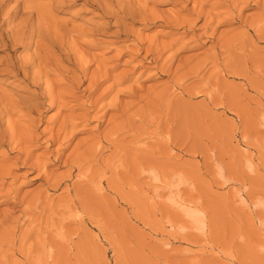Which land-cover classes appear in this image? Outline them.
Returning <instances> with one entry per match:
<instances>
[{"label": "rangeland", "instance_id": "obj_1", "mask_svg": "<svg viewBox=\"0 0 264 264\" xmlns=\"http://www.w3.org/2000/svg\"><path fill=\"white\" fill-rule=\"evenodd\" d=\"M29 1V72L0 10V264H264V0Z\"/></svg>", "mask_w": 264, "mask_h": 264}, {"label": "bare ground", "instance_id": "obj_2", "mask_svg": "<svg viewBox=\"0 0 264 264\" xmlns=\"http://www.w3.org/2000/svg\"><path fill=\"white\" fill-rule=\"evenodd\" d=\"M7 0H0V10H1V8H2V5H4L5 4V2H6ZM11 1V0H10ZM16 2V8L13 10V16L16 14V12H18L19 10H20V8H21V10H22V18H20L21 20L19 21V23H17V25H15V29H14V31H12L11 33V35L10 36H7L6 38H4L3 40H1L2 42H7V43H10V42H18V43H23L24 44V41H27V43L28 44H31V45H34V52H33V54H32V56H31V58H30V62H29V64H28V67H27V70H28V72H29V70H31L33 67H36V66H38L39 64H40V66L43 64V62H42V64L40 63L41 61H45V60H47L49 57H48V55H50V53L48 52V55H43V53L40 51V47H41V45L39 44V41L41 42L42 40H44L45 39V34H42V31L43 32H45L46 30H47V28H49V27H44V28H46V30L44 29V28H41V26L43 25V26H47L46 24H45V22H47L48 21V19H47V21H44V19H45V17L46 16H44V15H42L43 16V18H41L42 16H39V14L42 12V11H45V8H44V10H42L41 12L40 11H38L39 9H37L36 7H38V5L36 6L35 5V7H34V5L33 4H31L33 7H31V5H28L26 2L28 1V0H15ZM33 1V0H32ZM29 2H31V0L29 1ZM34 2H35V0H34ZM37 2V1H36ZM33 3V2H32ZM37 4V3H36ZM29 7H31V8H33V10H37L39 13H38V15L36 14V20H37V23L36 24H34V22H36V20L34 21V15L35 14H33L32 12H34V11H32V9L31 8H29ZM43 7V6H42ZM46 7V6H45ZM12 9V8H11ZM40 9H41V6H40ZM48 9H51V8H48ZM35 10V11H36ZM3 11V10H2ZM10 11V10H9ZM47 12V11H46ZM49 12V11H48ZM43 13V12H42ZM46 14V13H45ZM48 14V13H47ZM11 15V16H12ZM17 15V14H16ZM15 15V16H16ZM50 15V14H49ZM52 17V16H51ZM43 20V21H42ZM52 20V19H51ZM41 23H42V25H41ZM44 23V24H43ZM51 25H52V23H51ZM42 26V27H43ZM48 26H49V24H48ZM51 27H54V26H51ZM43 29V30H42ZM45 30V31H44ZM49 30V29H48ZM47 32V31H46ZM48 33V32H47ZM51 33V30H50V32H49V34ZM49 34L47 35L46 34V39H47V36L48 37H51V35L49 36ZM54 35H55V31H54V33H53ZM57 34V33H56ZM43 35H44V38H43ZM60 37V36H59ZM50 39H52V37L50 38ZM0 41V42H1ZM45 41H47V40H45ZM42 42H44V41H42ZM17 43V44H18ZM20 43V44H21ZM26 43V42H25ZM51 43H52V41H51ZM28 44H26V45H28ZM46 44V42L45 43H43V45L42 46H44ZM54 44H55V42H54ZM5 45H6V43H5ZM47 45V44H46ZM45 45V46H46ZM49 45V44H48ZM44 46V47H45ZM53 46V45H52ZM1 47V46H0ZM18 47V46H17ZM29 47V46H28ZM31 47V46H30ZM43 47V48H44ZM48 47V46H47ZM27 48V47H26ZM42 48V50H43V52H46V53H44V54H47V50L46 51H44V49ZM50 48V47H49ZM45 49H46V47H45ZM222 49V48H221ZM49 50V49H48ZM42 53V54H41ZM211 55H214L215 57H211ZM211 55L209 54V56H210V58H208L207 59V57H206V60L205 59H203V60H200V62L199 61H197V63H196V65L194 64V63H190V68H189V65L187 66V68L189 69V70H186V72L185 73H181V75H179V80H181V79H183V78H185L186 79V76H194V77H197L199 74H200V71H202L204 68H205V65L207 64V62H211V64L214 66V68H219V62H218V58H217V56H216V54L215 53H211ZM50 60V59H49ZM202 61V62H201ZM46 62H49L48 60L46 61ZM46 62H44V64L46 63ZM191 64H193V65H191ZM39 66V67H40ZM194 66V67H193ZM228 67V66H227ZM38 68V67H37ZM42 68V67H41ZM212 68V67H211ZM9 69V68H8ZM40 69V68H39ZM19 70V69H18ZM22 70V72H23V69H21ZM21 70H20V72H21ZM26 70V69H25ZM26 70V71H27ZM42 70V69H41ZM215 70V69H214ZM33 71V70H32ZM40 71V70H39ZM9 72V71H8ZM227 72V71H226ZM33 73V72H32ZM36 73H37V71H36ZM25 74V73H24ZM26 74H27V72H26ZM26 74H25V76H26ZM34 75H35V73H34ZM38 75V74H37ZM24 77V76H23ZM35 77V76H34ZM32 78V77H31ZM176 78H177V76H176ZM199 78H200V76H199ZM37 79V78H36ZM39 79V78H38ZM178 80V81H179ZM178 86H179V84H178ZM210 96V95H209ZM9 103V102H8ZM5 103H3V110H1L0 111V114H3L4 115V113L6 112V113H9V115H10V112H11V110L13 111V110H16V109H19L20 107H21V105H23L22 107L24 108V103L22 104L21 103V105H19L20 107H18V105L16 106V104L15 105H13V103H12V105H10V107H9V105L8 106H5L4 105ZM7 104V103H6ZM17 104H20V103H17ZM20 110V109H19ZM20 111H22V109L20 110ZM19 111V112H20ZM127 117H129V116H127ZM135 119V118H134ZM131 118H127L126 119V121H123V120H119V122H115L114 120V122L113 123H111V125H110V128H109V130H107V133H105L104 135H103V137H97L96 138V143L95 144H93V146H90L89 145V147L90 148H86V147H84V148H81V150L77 153V155L75 156V158H74V160L72 161V164L74 165V167L77 169V167H80L81 166V163L84 161V159H86V161L87 160H89V159H87V158H89V157H93L94 155H95V153H96V151L100 148V146L102 145V146H104V144H103V142H108L109 143V141L111 140V136L113 137L114 135H116V133H118L119 132V130L120 131H122V129L123 128H127V126L128 125H126V123L128 122V124H131ZM125 128V129H126ZM4 134H6L5 132H4ZM6 136H7V134H6ZM6 136H3L2 134H0V144H3L4 143V139L6 138ZM18 138V137H17ZM11 139V138H10ZM19 139V138H18ZM116 139V138H115ZM111 143H113V142H110V144ZM92 144V143H91ZM106 144V143H105ZM85 145V144H84ZM108 145V144H107ZM3 146V145H2ZM83 146V145H82ZM105 148V147H104ZM109 149V148H108ZM96 157H94V159H95ZM100 158V157H99ZM84 163V162H83ZM75 169V170H76ZM81 169H82V167H81ZM80 169V170H81ZM83 170V169H82ZM71 171H72V169H71ZM77 171H78V169H77ZM80 172V171H79ZM2 173V172H1ZM71 174V173H70ZM72 177V176H71ZM74 177V176H73ZM61 178V177H60ZM59 179V178H58ZM60 181L61 180H57V181H55V183L53 182V184H49L50 185V187H55L56 188V186L58 185V184H60ZM63 181V180H62ZM58 187V186H57ZM45 191V190H44ZM27 200L25 201V203H23V205H25L24 207V210H23V213L24 214H26L27 213V215H28V212H32L33 210H36V207H37V203H38V201H40V196L38 195V194H35V195H33V196H31L30 198H26ZM38 208V207H37ZM43 209V208H42ZM34 213V212H33ZM81 213V212H80ZM32 214V213H31ZM76 214V213H75ZM85 215V214H84ZM35 216V215H34ZM76 216H78V215H76ZM25 218V217H24ZM27 218V217H26ZM39 218V217H38ZM82 218V217H81ZM30 219V218H29ZM195 219V218H194ZM81 221V220H80ZM83 222V221H82ZM13 231H16V230H14L13 229ZM13 231H12V233H13ZM27 234V233H26ZM25 238V237H24ZM12 240V239H11ZM14 240V239H13ZM13 242V241H12Z\"/></svg>", "mask_w": 264, "mask_h": 264}]
</instances>
